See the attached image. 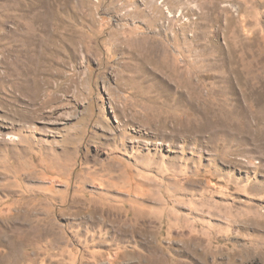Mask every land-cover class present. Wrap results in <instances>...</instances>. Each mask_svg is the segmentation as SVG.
Wrapping results in <instances>:
<instances>
[{
	"label": "rangeland",
	"instance_id": "374dc122",
	"mask_svg": "<svg viewBox=\"0 0 264 264\" xmlns=\"http://www.w3.org/2000/svg\"><path fill=\"white\" fill-rule=\"evenodd\" d=\"M0 264H264V0H0Z\"/></svg>",
	"mask_w": 264,
	"mask_h": 264
}]
</instances>
